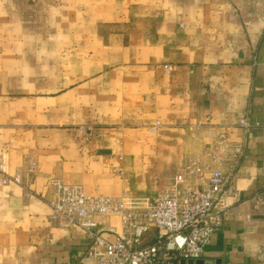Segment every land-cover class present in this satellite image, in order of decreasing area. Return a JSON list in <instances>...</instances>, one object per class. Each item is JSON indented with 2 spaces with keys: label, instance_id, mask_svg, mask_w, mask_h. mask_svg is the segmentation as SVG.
Instances as JSON below:
<instances>
[{
  "label": "crops",
  "instance_id": "1",
  "mask_svg": "<svg viewBox=\"0 0 264 264\" xmlns=\"http://www.w3.org/2000/svg\"><path fill=\"white\" fill-rule=\"evenodd\" d=\"M244 116L214 264H264V0H0V160L38 164L21 185L0 176V264H87L86 234L50 218L51 180L151 198L218 132L240 142Z\"/></svg>",
  "mask_w": 264,
  "mask_h": 264
},
{
  "label": "built area",
  "instance_id": "2",
  "mask_svg": "<svg viewBox=\"0 0 264 264\" xmlns=\"http://www.w3.org/2000/svg\"><path fill=\"white\" fill-rule=\"evenodd\" d=\"M203 125L199 122L194 129ZM161 126L156 120L148 131L155 133ZM256 126L247 116L239 118L240 142L233 141L226 130L218 132L210 147L188 158L151 198L87 194L78 184L53 179L50 218L86 234L90 244L83 259L87 264H189L204 259L212 234L228 212V199L236 195V170L246 158L245 148ZM77 130L85 141L91 138V127L81 125ZM23 160L24 165L11 175L0 160L3 185H21L25 176L36 174L37 161L29 155ZM116 172L121 174L120 169ZM257 205H264V200L257 199ZM110 218L118 219V229Z\"/></svg>",
  "mask_w": 264,
  "mask_h": 264
},
{
  "label": "rangeland",
  "instance_id": "3",
  "mask_svg": "<svg viewBox=\"0 0 264 264\" xmlns=\"http://www.w3.org/2000/svg\"><path fill=\"white\" fill-rule=\"evenodd\" d=\"M29 1V3H35L37 0H28ZM162 127V126H161ZM160 127V128H161ZM159 128V129H160ZM149 131H147V133H148ZM148 135H152V134H150V132L148 133ZM29 156H31V155H29ZM191 157V156H190ZM189 157V158H190ZM34 158V157H33ZM188 159V158H187ZM2 160V159H1ZM3 161L5 162V164H6V167L8 166V164H7V160H6V157H3ZM170 181V179L169 180H166V181H164L162 184H160V186L159 187H157L156 188V191L157 190H159V189H161L162 187H164L166 184H168V182ZM134 197H136V196H134Z\"/></svg>",
  "mask_w": 264,
  "mask_h": 264
},
{
  "label": "water",
  "instance_id": "4",
  "mask_svg": "<svg viewBox=\"0 0 264 264\" xmlns=\"http://www.w3.org/2000/svg\"><path fill=\"white\" fill-rule=\"evenodd\" d=\"M189 264H214V262H211V261H205L204 259H199V260H195L194 262L193 261H188Z\"/></svg>",
  "mask_w": 264,
  "mask_h": 264
}]
</instances>
